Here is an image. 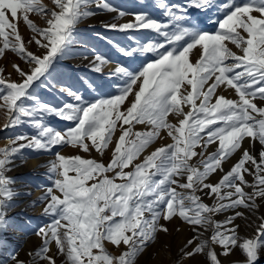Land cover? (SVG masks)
Segmentation results:
<instances>
[{
    "label": "snow or ice",
    "instance_id": "obj_1",
    "mask_svg": "<svg viewBox=\"0 0 264 264\" xmlns=\"http://www.w3.org/2000/svg\"><path fill=\"white\" fill-rule=\"evenodd\" d=\"M55 5L59 11L49 10L48 27L40 28L29 18L30 13L46 15L39 0H0V57L10 50L29 65L27 71L13 65L21 77L19 82L0 75V109L8 116L6 128L28 124L34 129V134L18 135L0 149V235L9 227L7 210L18 195L7 173L15 159L22 158L23 149L51 151L58 145L72 146L85 153L94 149L103 156L120 122L121 134L107 165L60 153L50 162L49 172L55 178L40 201L47 202L44 214L52 219L36 231L42 244L29 253L31 264H56L57 255L66 257L65 264H136L157 240V234L168 232L161 220L168 222L177 216L196 233L181 249L182 259L203 255L206 264H221L215 250L219 245V255L227 256L239 247L246 256L243 264H256L264 250V216L257 217L254 236L243 240L234 221L244 215L238 209L254 213L261 206L257 201L264 202V0H225L220 4L216 0H186L184 4L156 0L163 20L149 12L125 13L108 0H55ZM93 7L117 12L118 17H134L123 24H103L108 30L154 33L155 39L120 47L119 51L129 58L151 54L156 59L139 70L116 66L107 74L116 85V94L87 101L54 73L57 64L72 55L76 26L96 14ZM191 9L223 13V18L216 20L218 29L209 33L192 23ZM20 19L35 34L27 42L18 30ZM33 41L43 50L41 55L27 51V44ZM226 42L241 54L233 52ZM193 49L200 55L190 63ZM92 63L93 70L101 72L109 61L96 53ZM39 87L66 93L71 102H45L36 94ZM222 87L234 89L238 100L217 94ZM130 95L133 99L122 111L121 105ZM257 100L262 104L258 106ZM182 104L190 110L185 113ZM170 113L176 114L178 125L167 122ZM48 116L74 122V126L58 130L47 123ZM133 120L151 125L152 130L131 133L124 125ZM162 128L168 130L174 143L134 163ZM245 138H250V146L261 145L258 157L243 148ZM211 144L217 145L216 150L207 153ZM238 150L237 162L218 182L211 183L210 177L223 172V163ZM196 156L201 157L199 166L189 163ZM130 167L132 171H125ZM245 174L253 180H246ZM178 177H185L184 182ZM177 188L188 191L178 192ZM198 193L215 202L205 204ZM229 210L234 214L223 222L214 219ZM200 229H211L210 237L201 239ZM108 243L117 248L123 244L127 250L114 256L107 251ZM52 245L56 252H52ZM10 258L12 264H25L18 253Z\"/></svg>",
    "mask_w": 264,
    "mask_h": 264
},
{
    "label": "rangeland",
    "instance_id": "obj_2",
    "mask_svg": "<svg viewBox=\"0 0 264 264\" xmlns=\"http://www.w3.org/2000/svg\"><path fill=\"white\" fill-rule=\"evenodd\" d=\"M39 2L45 6L46 15L42 16L36 13H30L29 18L38 27L46 28L48 27L47 19L49 18L47 13L49 10L59 11V8L56 7L55 0H39ZM108 2L115 8L125 11V13L149 12L154 18L160 20L165 19L162 15V11L155 7L156 0H108ZM168 2L184 4L186 0H168ZM216 2L217 4H220L224 3L225 0H216ZM236 2L244 3L246 0H236ZM93 11L96 12L95 15L83 19L76 26L77 42L72 46V55L61 60L57 64L56 72L54 73L57 80L70 87L73 91L79 92L87 101H95L116 94V85L114 84L113 79H110L107 75L110 71L114 70L116 66L127 65L129 68L139 70L146 63L156 59V57L151 54L137 55L136 57L129 58L125 57L119 51L120 47H135L137 44L142 43L145 40L155 39L156 37L154 33L149 30H129L121 32L117 30H108L103 27V24H123L133 21L134 17L132 15L126 14L124 17H118L117 12L101 11L94 7ZM190 15L192 17V23L198 24L202 30L209 33H214L218 29L216 20L223 18V13H217L215 9L208 12L191 9ZM18 30L25 42L35 35L22 19L18 22ZM97 33L101 34V36L106 39L99 38L96 35ZM228 47L231 48L233 52L241 54L240 50L234 45L228 43ZM197 48H199V46H197ZM27 51L33 52L36 55H41L43 52L34 41L27 44ZM96 53H99L109 61L108 64L102 67L101 72L93 70L92 62ZM199 55L200 52L197 49L191 50L189 53V62L195 63L199 58ZM13 65H17L24 71H27L29 68V65L18 55L10 50H6L5 55L0 57V69L3 70L0 72V75L4 76L6 80L19 82L21 77ZM181 93H184L183 87L181 88ZM36 94L39 95L43 101L52 105H62L65 102H71L70 96L57 89L46 90L43 87H39L36 89ZM217 94H222L228 99L238 100V96L234 89L225 90L222 87L217 90ZM132 99L133 97L130 95L125 103L121 105L122 111L129 105ZM197 103H199V101H197ZM256 103L258 106L262 104L259 100H257ZM181 106L185 113L190 110V106L188 105L182 104ZM7 121L8 116L6 115V110L0 109V149L8 147L10 139H13L18 135L34 134V129L28 124L19 127L6 128L5 124ZM167 122L178 125L176 114L170 113L167 117ZM47 123L58 130L74 126V122L64 121L54 116H48ZM119 123L120 122H118L117 129L113 136V142L108 149L104 150L103 156L97 153L94 149L89 153H85L72 146L59 145L52 148L51 151H35L27 148L22 150V158L17 157L14 165L11 167V171L7 173V176L14 180L12 187L18 195L14 197L12 206L7 210L9 227L7 231L0 235V244L3 245L0 246V264H12L10 257L14 253H18L19 259L25 261V264H31L33 257L30 256L29 253L34 252L41 246L42 238L36 235V231L38 228L49 224L52 218L51 216L44 214V208L47 202H41L40 197L45 195L47 188L52 186V180L55 178V176L49 172V165L50 162L55 161L56 154L60 153L66 157L80 155L82 158L95 159L98 162H103L107 165L111 159L112 148L115 146L116 139L121 134ZM124 127L130 128L131 133H145L152 130L151 125H148L147 123H136L134 120L131 124L124 125ZM167 131V129L162 128L160 130V135L140 153L134 163L139 164L146 156L151 154L157 148L174 143L172 138L167 135ZM131 138V135L130 137H126V142ZM245 139L247 140L243 141V148H248L258 157L259 152L261 151V145L255 143L250 146V138ZM216 147V144L209 145L207 153L214 152ZM195 151L199 153L201 149L197 148ZM240 155L241 152L238 150L227 162L223 163V172L217 171L213 174L210 177V182L213 184L218 182L221 176L237 162ZM200 161L201 157L196 156L191 158L189 163L193 166H199ZM132 170L131 167L125 169V171ZM70 175H74V173H70ZM177 179L180 182H184L185 177H178ZM245 179L251 182L253 177L245 174ZM23 182L24 184H21ZM177 191L185 193L188 190L177 188ZM245 191H250V189L246 188ZM57 194L59 195L58 192ZM34 201L36 203L33 205ZM202 201L210 206L215 202L214 198L204 195H202ZM257 203H260L261 206L259 210L254 213H250L244 208L238 209L240 212L244 213L242 217H237L234 221L235 224L239 225L237 231L241 240L254 236L255 229L259 224L257 217L264 216V202L258 200ZM233 214L234 213L229 210L222 214H216L214 219L223 222L226 217ZM161 223L166 225L168 232H159L157 234V240L144 250L136 260V264H206V258L203 255L182 259L183 254L181 249H183L187 242L193 239L196 235L193 231V226L186 223L178 216L172 218L168 222L161 220ZM200 232L203 233L201 239H207L211 235V229L208 231L200 229ZM106 248L107 251L114 256H119L122 252L127 250L123 244L117 248L108 243L106 244ZM51 250L52 252H56L55 245L51 246ZM187 250L190 251L191 248L189 247ZM215 250L218 253V259L221 261V264H243L246 260L245 254L242 253L239 247H236L227 256L219 255L222 251L219 245L215 246ZM55 259L56 264H65V256L57 255ZM40 264H43V262L41 261ZM256 264H264V250L259 253V258L256 261Z\"/></svg>",
    "mask_w": 264,
    "mask_h": 264
},
{
    "label": "bare ground",
    "instance_id": "obj_3",
    "mask_svg": "<svg viewBox=\"0 0 264 264\" xmlns=\"http://www.w3.org/2000/svg\"><path fill=\"white\" fill-rule=\"evenodd\" d=\"M90 60V59H89ZM85 61H87V60H85ZM86 64V63H85ZM245 140H247V139H245ZM44 159V158H43ZM48 160V159H47ZM46 162V161H45ZM22 181V180H21ZM18 182V181H17ZM21 184H24V182L23 183H21ZM22 187H24V186H22ZM29 188V187H28ZM17 189V188H16ZM23 189V188H22ZM15 190V189H14ZM29 190V189H28ZM22 191H24V190H22ZM21 191V192H22ZM25 192V191H24ZM27 198V197H26ZM24 201V200H23ZM27 202V201H26ZM21 203H24V202H21ZM19 204V203H18ZM28 204V203H27ZM20 205V204H19ZM22 205V204H21ZM21 207V206H20ZM23 207V206H22ZM22 233V232H21ZM22 235V234H21Z\"/></svg>",
    "mask_w": 264,
    "mask_h": 264
}]
</instances>
